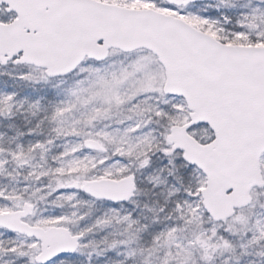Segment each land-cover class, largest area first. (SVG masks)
Returning a JSON list of instances; mask_svg holds the SVG:
<instances>
[{
  "label": "snow or ice",
  "instance_id": "snow-or-ice-1",
  "mask_svg": "<svg viewBox=\"0 0 264 264\" xmlns=\"http://www.w3.org/2000/svg\"><path fill=\"white\" fill-rule=\"evenodd\" d=\"M0 264H264V0H0Z\"/></svg>",
  "mask_w": 264,
  "mask_h": 264
}]
</instances>
